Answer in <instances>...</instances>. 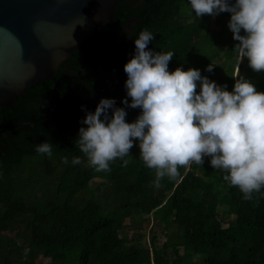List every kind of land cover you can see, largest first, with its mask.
Segmentation results:
<instances>
[{
	"label": "trees",
	"instance_id": "obj_1",
	"mask_svg": "<svg viewBox=\"0 0 264 264\" xmlns=\"http://www.w3.org/2000/svg\"><path fill=\"white\" fill-rule=\"evenodd\" d=\"M115 13L114 23L108 21L70 53L56 82L43 80L13 107L0 108V264H145L160 258L163 264H264V189L245 200L210 158L203 166L181 168L176 180L165 178L159 189L151 186L155 174L140 159L138 142L126 167L117 160L110 172H96L71 163L83 158L75 140L102 98L125 107L128 122L140 114L123 104L124 65L144 29L154 34L149 49L175 53L170 71L199 68L229 91L239 72L264 91V72H254L247 59L237 68L238 42L221 13L215 16L217 32L205 30L188 0H121ZM199 32L202 38L193 41ZM215 50L221 54L218 64L212 62ZM211 63L214 70L208 72ZM41 142L52 144L50 158L36 151ZM96 178L111 189L92 188ZM227 213L234 218L228 221ZM151 221L147 233L129 235L131 224ZM156 225L168 234L163 242L152 232ZM38 253L49 261L36 262Z\"/></svg>",
	"mask_w": 264,
	"mask_h": 264
},
{
	"label": "clouds",
	"instance_id": "obj_2",
	"mask_svg": "<svg viewBox=\"0 0 264 264\" xmlns=\"http://www.w3.org/2000/svg\"><path fill=\"white\" fill-rule=\"evenodd\" d=\"M189 3L195 17L230 13L228 27L238 42L233 50L237 68L247 59L254 72H264V0ZM153 39L152 32L141 31L135 53L124 65L127 97L123 104L139 108L140 114L128 122L125 107H117L115 99L102 98L83 119L87 127H80L75 140L83 158L75 156L71 163L80 165L86 159L96 172H110L117 160L126 167L138 142L140 159L155 174L152 187H163L165 178L176 180L180 169L193 163L203 166L208 157L212 168L223 173V180L251 200L264 189V91L239 72L229 91L199 68L181 66L170 71L175 53L149 49ZM214 66L209 64L206 71L212 72ZM36 151L50 158L52 144L41 142ZM62 162L68 164V158Z\"/></svg>",
	"mask_w": 264,
	"mask_h": 264
},
{
	"label": "water",
	"instance_id": "obj_3",
	"mask_svg": "<svg viewBox=\"0 0 264 264\" xmlns=\"http://www.w3.org/2000/svg\"><path fill=\"white\" fill-rule=\"evenodd\" d=\"M121 0H0V108L49 79L75 49L114 23ZM76 41V43H75Z\"/></svg>",
	"mask_w": 264,
	"mask_h": 264
},
{
	"label": "rangeland",
	"instance_id": "obj_4",
	"mask_svg": "<svg viewBox=\"0 0 264 264\" xmlns=\"http://www.w3.org/2000/svg\"><path fill=\"white\" fill-rule=\"evenodd\" d=\"M188 3H189V0H188ZM189 5H190V3H189ZM186 7V6H185ZM221 15H222V18H223V24H224V27L225 28H227V31L228 32H232L230 29H229V27H228V22H229V20H230V14L229 13H227V12H223V13H221ZM200 21H198L199 23H203L204 24V27H205V30L206 29H208V30H212V31H219L220 30V25L218 24V23H216L215 21H216V19H215V17H213V16H211V15H205V16H203V17H200ZM243 34V33H242ZM202 38V34H201V32H199V33H196L195 35H193V37H192V40L193 41H197V40H200ZM205 47H209V45H207V41H204L203 43H202ZM214 56H215V58L214 59H212V62H214V63H216V64H218L220 61H221V54L217 51V50H215V53H214ZM237 71V70H236ZM235 75H236V73H235ZM264 76V75H263ZM82 165H83V167L84 168H90L88 165H87V161H86V159H85V162L84 163H82ZM31 170V169H30ZM20 172H22V175H27V167L25 168V170H21ZM25 177V179L23 180L24 182H28L27 180V177L26 176H24ZM91 184H92V188H94V187H98V185L99 184H102V186H101V188H102V190H110L111 189V184L110 183H107L104 179H101V178H96V179H94L92 182H91ZM36 195H38V197L40 196V194L39 193H37ZM88 196H90L89 194H83V197L84 198H87ZM234 218V216L232 215V214H230V213H227V215H226V219L229 221V220H232ZM127 222H128V220H127ZM150 223V224H149ZM149 223H143V226H141V225H137V224H131L130 226H129V228H128V233H129V235H131V236H133V234H134V232H136V230H142V231H146V233H147V231L151 228V225H152V221L151 222H149ZM226 225H227V223H226ZM152 232H156L157 234H158V236H159V240H160V242H163L164 240H165V237H167L168 236V234H167V232H165V230L163 229V227H161L160 225H156V226H154V228L152 229ZM174 234H176V232H174ZM15 235V233L13 232V233H10V236H14ZM18 242H20V241H18ZM3 250V246L2 247H0V252ZM26 252V251H25ZM31 256H34V253L33 252H30L29 253ZM37 255V254H36ZM14 258H15V254H13L12 255ZM172 256V258H173V254L171 255ZM171 256H170V259H171ZM164 260H165V258H160V259H155V260H150L149 262H147V263H145V264H155V263H157V264H163L164 263ZM41 261H43V262H48L49 260H47V259H45V258H43V257H41V254L40 253H38V256L36 257V262H41Z\"/></svg>",
	"mask_w": 264,
	"mask_h": 264
}]
</instances>
